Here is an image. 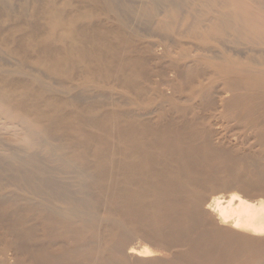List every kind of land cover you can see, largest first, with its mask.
Masks as SVG:
<instances>
[{"label":"bare ground","instance_id":"obj_1","mask_svg":"<svg viewBox=\"0 0 264 264\" xmlns=\"http://www.w3.org/2000/svg\"><path fill=\"white\" fill-rule=\"evenodd\" d=\"M157 252L264 264V0H0V264Z\"/></svg>","mask_w":264,"mask_h":264},{"label":"rangeland","instance_id":"obj_2","mask_svg":"<svg viewBox=\"0 0 264 264\" xmlns=\"http://www.w3.org/2000/svg\"><path fill=\"white\" fill-rule=\"evenodd\" d=\"M126 97H129L131 98L132 96L128 95ZM133 100H135L133 97H132ZM133 106L132 105H129L126 106V108H132ZM155 119V118H154ZM95 201V204H96V208L100 210V213L98 215H95V217H93V221H92V225H91V228L93 229L92 231L94 232L95 235H98V236H108V238H112L113 236H109L108 234V231H109V228L111 225L112 228H114V231L117 233L118 231H121L122 233V230H128L129 232V235L134 233L135 229H136V226H137V223L135 221L132 220H128L127 223L123 224V225H117V222H120V219L121 217L120 216H116V215H109V214H106L105 213V210L107 208V206L103 203V201H99L98 199L96 200L95 197L93 198ZM131 221V222H130ZM121 223V222H120ZM122 224V223H121ZM99 239V238H98ZM97 238L95 239V237H92V238H89V240H86V242H91V243H94V242H97L101 239L98 240ZM94 241V242H93ZM105 242V243H104ZM131 242H139L140 244H147V245H150L148 242L144 241V240H141V239H138L136 237H133L131 239ZM102 243V246L103 247H107L109 244H110V241H108V243H106V240H102L101 241ZM157 256L154 257L156 258L155 259V262L156 264H168L169 263V260L171 259V256L170 254L168 255H165L164 253H158L156 254Z\"/></svg>","mask_w":264,"mask_h":264}]
</instances>
